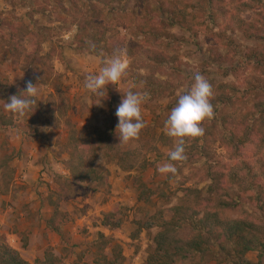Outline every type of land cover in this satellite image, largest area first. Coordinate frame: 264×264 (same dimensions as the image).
Returning <instances> with one entry per match:
<instances>
[{
  "label": "trees",
  "instance_id": "trees-1",
  "mask_svg": "<svg viewBox=\"0 0 264 264\" xmlns=\"http://www.w3.org/2000/svg\"><path fill=\"white\" fill-rule=\"evenodd\" d=\"M63 1L56 0L58 8L66 14L73 12L75 14L64 20L61 31L69 30L73 25L77 27L73 37L76 51L96 54L104 60L118 49H127L131 64L126 77L122 79L137 85L142 84L141 92L150 94V98L145 102L151 113V122L145 126L147 141L149 144L152 141L158 142L169 150H172L175 141L166 135L164 128L171 109L178 103V96H175L177 86L171 81L184 76L180 59L183 45L189 42L198 43L200 31H204L209 63L216 65L218 61H227L230 57L229 54L225 56L219 54L220 46L231 48L235 44L234 37L229 36V32L239 31L247 40L258 43L256 48L247 49L245 54L240 50L236 52L241 57V67L250 72L252 69L249 78L241 81L239 72L235 70L233 73L238 79L235 83L215 85L213 81H209L214 89L212 103L215 116L203 122L205 134L202 137L185 139L187 160L174 162L178 169L177 173H180L184 168H193L198 162L204 161L206 164L201 166L204 173L199 181L209 179L210 184L205 193L197 189H185L187 197L172 208V217L169 220L164 219L163 212L159 210L147 221L138 222V230L133 238L137 239L142 230L148 229L151 226L149 222L157 220L160 231L154 239L155 247L148 255L146 264H250L246 257L250 251L258 252V261L255 264H264V73L260 74V71L264 70V0H193L195 4H200L201 15L205 18L202 22L188 12L190 7L170 0H160L156 7L159 13H152L148 7L144 8L146 12L140 14L128 11L125 13L123 29L126 32L131 30L135 39L140 38L141 42V45L133 46H128L127 40L118 32L108 36L109 33L112 34V30L102 23L101 13H97V7L93 5L97 4L98 0H70L71 6L68 8L64 6ZM143 1H146V4L149 2ZM191 8L194 9L192 6ZM84 10L89 12V17L81 16ZM250 13L253 14L251 18L247 16ZM134 16L137 17L133 18ZM15 20L0 18V33L1 29H6L11 35L12 43L16 45L22 30L20 28L23 27ZM175 28L189 32L192 36L190 35L187 42L179 44L180 46L176 43L177 47L173 48L177 40L175 41L176 38L170 30ZM36 31L30 34L34 39L38 38L33 44L38 52L50 37L61 35L47 26L39 27ZM93 44L95 51L91 47ZM55 45L52 44L50 51L41 58V61L42 59L51 61L56 55V50L58 55L63 57V45L58 44L60 47ZM140 55L145 57L146 65L155 68L161 77L171 80L165 81L142 74L140 70L145 64L137 63L136 66L134 63V59ZM218 67L221 70L225 69L220 65ZM135 68L139 71H135ZM38 71L35 70L30 81L48 82L51 72L45 70L44 75ZM25 87L26 85H22L16 89L11 86L5 93L19 95L20 90ZM163 98L172 101L166 107L154 104L153 101ZM111 101L104 106L105 111L112 110ZM249 102L253 103L251 107H248ZM39 105L40 102L37 100L32 110L22 117L24 121L28 116L38 114ZM223 107L226 109L221 110ZM48 112L53 115L50 110ZM13 122L12 118L0 115V126H10ZM107 123L105 130L87 127L83 131L73 129L70 134L66 144L70 151L67 168L74 182L60 176L63 184L57 192H53L56 199L54 200L52 195L47 202L54 210L52 216L47 219L46 226L56 234L61 233L62 223L68 217L67 212L60 210V204L70 197V193L77 186L76 183H90L94 186L106 184L104 171L102 173L96 166L100 156L106 158L108 163L116 161L124 171H136L133 185L139 202L153 204V200L157 198H166L167 202L170 200L161 186L153 190L143 179V172L155 162L148 159L140 161L137 148L132 149L126 144H119L115 131L118 124L116 112L108 117ZM158 129L163 131L156 136ZM215 144L224 147L231 158L240 157L241 162H237L234 170L220 172L215 169L211 162L216 155L212 152ZM150 149L161 153L155 145H151ZM162 157L160 154L158 159ZM9 160H2L1 166H6ZM166 160L169 161L168 155ZM192 174H196V171H192ZM168 183L164 181L162 185L169 187ZM243 204L253 205L261 216L255 221L243 217L231 219L226 216L227 211L238 209ZM116 213L117 209L105 215L102 225L111 230L120 228L122 222L115 221ZM144 215L148 217V212ZM185 230H188V234L183 236ZM25 241L28 242L27 239ZM93 245L96 254L93 264H119V257L123 251L113 237L99 233ZM108 248L111 249L112 258L105 254ZM0 264L31 263L6 242L5 236L0 235ZM34 264L66 263L51 248H47L44 256L37 258Z\"/></svg>",
  "mask_w": 264,
  "mask_h": 264
},
{
  "label": "rangeland",
  "instance_id": "rangeland-1",
  "mask_svg": "<svg viewBox=\"0 0 264 264\" xmlns=\"http://www.w3.org/2000/svg\"><path fill=\"white\" fill-rule=\"evenodd\" d=\"M161 1L149 0L146 4L143 0H98V3L93 5L97 7V13H101L102 23L112 30V34L109 33L108 36L118 32L127 40L128 46H133L141 45V42L140 38L135 39L131 30L126 32L123 29L125 13L134 11L135 14H140L147 7L150 11L152 10V13H159L156 7ZM170 1L190 7L188 12L194 14L198 21H204L200 4H195L193 0ZM63 4L67 8L71 6L70 0H64ZM82 12V17H89V12L85 10ZM73 14L75 13L66 14L60 10L56 0H0V18L16 19V23L23 27L20 28L22 30L16 45L12 43L11 35L6 29H1L0 33V115L10 117L14 121L10 126H0V235L5 236L6 242L12 244L31 264H34L37 258H42L47 248H51L66 264H93L96 256L93 244L99 233L113 237L122 247L119 264H146L148 255L155 247L154 239L160 228L157 220L153 219L149 222L151 226L142 230L137 239H134L138 222L147 221L159 210L163 212V218L169 220L172 217V208L187 197L185 189H197L205 193L210 181L209 179L199 181L203 177L204 171L201 166L206 164L204 161L198 162L193 168L186 167L174 176L159 173L158 165L169 162L166 156L170 150L155 141L149 144L145 136V127L139 139L127 143L126 146L138 149L140 161L148 159L155 162L143 172V179L153 190L161 186L170 197L169 202L166 198L154 199L153 204L139 202L133 185V176L136 171H124L116 161L108 163L106 158L100 156L96 166L102 170V173L104 171L106 184L94 186L90 183H76L77 186L70 193V197L60 204V210L68 213V217L62 223L61 233L54 234L52 231L53 235L49 236L46 233L47 228H44L46 219L52 216L54 210L48 205V198L53 195L55 200L56 195L53 192H57L63 184L59 177L63 176L74 182L67 168L70 151L66 146L72 130L83 131L87 127L105 130L108 117L116 112L122 101V92L143 90L142 84L137 85L123 79L117 85L106 86L103 96L92 94L85 88L86 76L98 74L103 67V60L99 55L76 51V45L73 44V37L77 30L75 25L69 30L61 31L64 20H68ZM247 16L251 18L253 14L250 13ZM44 26L52 28L61 35L50 37V40L44 42L38 52L33 45L38 38L34 39L30 32H35L39 27ZM219 26L221 27L220 22ZM170 32L174 34L175 41L177 40L173 48L177 47L176 43L181 45L192 36L191 33L184 32L180 28L171 29ZM228 35L234 37L235 44L231 48L220 46L219 54L224 56L229 54L230 57L227 61H218L216 65L209 63L204 31H200L198 43L189 42L183 45L180 50V59L184 76L171 81L177 86L175 96L186 92L191 87L196 73L202 74L215 85L220 83L230 85L238 81L233 73L235 70L239 72L241 81L249 78L252 69L250 72L241 67L242 60L236 52L240 50L242 54H245L247 49L256 48L258 43L247 40L239 31L229 32ZM53 43L56 47H60L58 44L63 45V57L59 56L56 50V55L51 61L44 59L41 61V58L50 51ZM146 62L143 55L134 59L136 66L137 63L145 64L140 70L145 76L162 78L165 81L171 80V78L161 77L159 73H156L157 70L146 65ZM130 64L129 60V66ZM219 65L225 69L221 70ZM35 70H39L38 72L44 75L45 70H48L51 76L48 82H39L40 94L36 98L40 102L38 114L28 116L24 121V118L5 111L4 104L10 96L15 95L5 91L11 86L19 89L20 86L13 85L14 82L22 81L26 84L32 80ZM135 71L139 70L135 68ZM261 73H264V70L260 71ZM110 100H112V108H110L112 110L105 111L104 106H107ZM171 101V99L163 98L153 102L166 107ZM245 102L247 106V101ZM250 103L248 107L253 104ZM145 104L142 105V115L146 125L151 122V113ZM48 110L53 115H50ZM41 129H47V131ZM161 131L163 130L158 129L156 136H159ZM151 145H155L161 152L163 156L161 159H158L160 156L158 152L150 149ZM212 152L216 155L211 162L220 172L223 170L230 172L237 167V162H241L240 157L231 158L224 147L218 144L213 146ZM4 159L10 160L6 166H1ZM32 160H36L34 162L37 166L30 164ZM192 171H196V174H192ZM164 181L169 182V187L162 185ZM115 209H117L115 221L120 220L122 223L120 228L111 230L104 227L102 222L104 216ZM145 212H148V217L147 215L145 217ZM226 216L231 219L243 217L246 220L255 221L261 213L253 205L243 204L238 209L227 211ZM29 230H32L29 233L31 236L33 231L37 234L45 232L43 238L46 242L42 244L38 235L34 237L36 254L35 252L27 254L31 249L25 252L22 250L30 243L27 233ZM186 234L188 230L184 231L183 236ZM105 254L112 258L110 248L105 251ZM246 257L250 264H255L258 261V252L250 251Z\"/></svg>",
  "mask_w": 264,
  "mask_h": 264
},
{
  "label": "clouds",
  "instance_id": "clouds-1",
  "mask_svg": "<svg viewBox=\"0 0 264 264\" xmlns=\"http://www.w3.org/2000/svg\"><path fill=\"white\" fill-rule=\"evenodd\" d=\"M91 47L95 51V45ZM128 66L127 49H118L103 60V67L98 74L86 76L84 86L90 93L103 96L106 86L117 85L122 78L126 77ZM122 93V101L116 110L118 124L115 131L119 144H127L139 139L142 129L146 126L142 115V105L150 98V94L133 90ZM39 94V80L36 84L28 81L19 95L9 97L4 104V109L15 116L23 117L36 105ZM213 97V85L200 73L194 74V82L190 89L178 94V103L171 109L165 121V133L173 138L175 143L168 153L169 162L158 165L159 173L174 176L178 172L174 162L187 160L185 139L202 137L205 134L203 122L215 116ZM41 130L47 131V129Z\"/></svg>",
  "mask_w": 264,
  "mask_h": 264
},
{
  "label": "crops",
  "instance_id": "crops-1",
  "mask_svg": "<svg viewBox=\"0 0 264 264\" xmlns=\"http://www.w3.org/2000/svg\"><path fill=\"white\" fill-rule=\"evenodd\" d=\"M13 85H16V86H21V85H26L25 83H23L22 81L19 83V82H14L13 83ZM34 159V158H33ZM24 161H26V160H24ZM23 161V162H24ZM35 162H36V160H34ZM33 160L32 161H30V164H32L34 167L35 166H37V165H35L36 163L34 162ZM25 174V173H24ZM47 220V219H46ZM44 228H47L46 226L44 227ZM31 231L32 230H29L27 233H28V236L30 237V243H29V245L26 247V248H23L22 250H23V252H25V251H28V250H30L31 249V251L30 252H28L27 254H33L35 251H36V249H34L36 246H35V244H34V237H36L37 235L41 238L40 240V244H42L43 242H46V240L43 238V235L45 234V232H43L42 234H37V232H34L33 231V235L31 236L29 233H31ZM46 233L49 235V236H51V235H53V233L55 234V232H53L52 233V231L49 229V228H47V230H46ZM35 235V236H34ZM12 248H14L15 249V247L12 245V244H9ZM33 249H34V251H33ZM34 254H36V252L34 253ZM23 257V256H22ZM25 259V258H24ZM25 260H27V259H25ZM28 261V260H27Z\"/></svg>",
  "mask_w": 264,
  "mask_h": 264
}]
</instances>
